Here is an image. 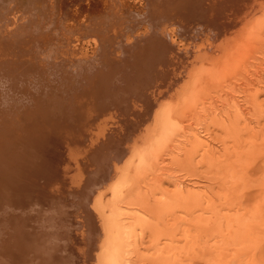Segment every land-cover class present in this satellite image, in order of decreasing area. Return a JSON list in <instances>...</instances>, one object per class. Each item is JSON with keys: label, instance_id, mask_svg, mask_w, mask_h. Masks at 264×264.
Here are the masks:
<instances>
[{"label": "rangeland", "instance_id": "obj_1", "mask_svg": "<svg viewBox=\"0 0 264 264\" xmlns=\"http://www.w3.org/2000/svg\"><path fill=\"white\" fill-rule=\"evenodd\" d=\"M108 1L0 0V46L5 49L0 56V74L2 70L8 72L14 59L25 58L21 61L24 66L18 69L20 80L12 77L16 73L12 71L10 76L0 78V128L9 126L13 134L23 139L24 121L31 117H26L27 110L40 111L38 117L43 120L36 122L39 126L46 119L58 125L50 133L55 141L50 147L53 160L48 168L34 177L26 174L21 178L29 191L26 209L29 210L28 203L31 205L28 232L34 230L31 234H35L37 242L43 237L42 246L53 251L56 259L53 264H93L95 253L100 250L95 241L100 240V227H91L84 195L97 184L98 189L105 190L117 165H122L136 147L134 153H138L126 170L133 182L123 197L114 202L110 191L105 190L100 198L105 214L111 205L127 209L126 218L136 227L120 264H264V30L248 32L247 37L243 34L251 22L240 20L236 9L243 8L246 0H216V9L221 13L216 16V23H209L213 21L210 17L202 18L204 10L200 15L189 13V31L194 36L186 29L179 31L175 13L170 18L165 15L169 22L161 27L166 34L169 30L166 40L178 49H172L173 55L178 51L181 54L175 67L169 59L158 56L153 64L156 56L146 47L144 36L149 38L154 32L151 39L158 37L154 28L162 15L157 9L162 8L159 5L164 0H117L115 4L114 0ZM152 1H157L154 4L159 7L153 6ZM162 12L168 15L171 11ZM151 23H156L155 27ZM236 27L242 33L236 35V44L231 43L236 48L259 40L245 54L235 56L234 45L218 49L220 38H215L214 33ZM158 38L165 39L163 35ZM135 46L142 51L143 63L135 65L136 75L124 76L125 68L135 61ZM187 49L189 53L196 52L195 56L199 54V61L192 63L191 58L184 57ZM156 52L160 56L163 53ZM98 58L109 63L105 66L106 60ZM200 69L205 72L203 75L198 74ZM74 71L81 79V83L77 79L75 87L69 84L75 83ZM191 72L198 75L194 79L201 84V90L190 86ZM167 101L170 102L166 105ZM162 108L163 123L158 130L155 109L159 112ZM18 128L20 132L24 130L22 135L16 132ZM66 128L70 135L64 132ZM0 212L4 216L9 210ZM44 225L49 228L45 230ZM47 234L50 240L44 237ZM107 251L110 255L113 249ZM89 253L94 255L90 257ZM106 259L111 260L108 256Z\"/></svg>", "mask_w": 264, "mask_h": 264}, {"label": "bare ground", "instance_id": "obj_2", "mask_svg": "<svg viewBox=\"0 0 264 264\" xmlns=\"http://www.w3.org/2000/svg\"><path fill=\"white\" fill-rule=\"evenodd\" d=\"M6 1V0H5ZM64 2V0H62ZM108 1V0H107ZM225 1V0H224ZM61 2V1H60ZM109 2V1H108ZM115 2H117V0H114V4ZM157 1L153 2V6L155 5L154 3H156ZM216 0H164L162 1V5H159V6H162V8H156L157 10H160L161 12H159L161 15H162V18L161 20H158L160 22H156L158 24V26L156 28H154V31H155V34L158 35V37L162 36L163 35V41L162 39H159L157 36L153 37L151 39V36L153 35V33H148L150 35L149 38H147L146 36H144V40L147 41V45L146 47L149 49H152V56L155 55L156 57H154V61L153 64H156L155 62H157L156 59L157 56L161 58V60H164V59H169L171 63H173V66L175 67V62H176V59H177V56H179L178 54H181V51H178V54H175L173 55V51H176V45L173 43V44H169L170 42H168V37L169 36V30H168V33L166 34L165 33V28L163 29L162 27H166L167 26V23L169 22V20L167 18H165V15L170 18V16L175 13L176 14V21H177V27L179 29V31H185V29L187 30V32L189 33V29L191 26L188 25V21L189 19H191V17H189L188 19V16H189V13L192 14H198L200 15V11L204 10L202 13H203V17L202 18H212L213 21H208L209 23H216L217 21V18L216 16L218 17V14H221L220 13V10L219 9H216ZM235 2V1H234ZM237 2V0H236ZM3 3V2H2ZM160 3V2H159ZM158 3V4H159ZM118 4V3H117ZM239 4V3H238ZM12 5V4H11ZM14 5V4H13ZM61 5V4H60ZM63 5V4H62ZM66 5V4H65ZM118 5H121L120 3ZM227 5V4H226ZM233 5V4H232ZM1 6V5H0ZM152 6V5H151ZM156 7H159L158 5H155ZM228 6V5H227ZM121 8V7H119ZM62 9V8H61ZM118 9V8H117ZM221 9V8H220ZM121 10V9H118V11ZM164 10H168V12H170V14H166L165 12L163 13L162 11ZM175 10V11H174ZM222 10V9H221ZM65 11V10H64ZM236 12L240 18V20H242L244 23H250L251 22V25L248 24V26L250 25V27L248 29H246L247 27H245V31L243 34H246L248 32L250 33H256V32H263L264 30V0H246V3L243 4V8H241L240 10H237L236 9ZM110 13V12H109ZM122 14V12H121ZM236 14V15H237ZM134 15V14H133ZM146 15V14H145ZM102 16V15H101ZM111 16V14H110ZM120 16V15H119ZM123 16V15H122ZM178 16V17H177ZM202 16V15H201ZM200 16V17H201ZM107 17V15H106ZM106 17L104 19H106ZM112 17V16H111ZM132 17V16H131ZM139 17V16H138ZM135 18V20H137V18ZM142 17V16H141ZM199 17V18H200ZM221 17V16H220ZM90 18V17H89ZM103 18V17H102ZM110 18V17H108ZM114 18V17H113ZM121 18V17H120ZM119 18V19H120ZM144 18V17H143ZM166 20H165V19ZM178 18V19H177ZM234 18V17H233ZM232 18V19H233ZM122 19V18H121ZM128 19H131V18H128ZM146 19V18H145ZM144 19V21H145ZM182 19V21H180ZM194 19V18H193ZM220 19V18H219ZM94 20V19H93ZM109 20H112L113 19H109ZM115 20V19H114ZM127 20V19H126ZM143 20V19H142ZM152 20V19H151ZM186 22H184V21ZM234 20V19H233ZM237 20V19H236ZM91 21V20H90ZM95 21H98L99 20H95ZM94 21V22H95ZM102 21V20H101ZM122 21V20H121ZM238 21V20H237ZM3 22V21H2ZM89 22V21H88ZM87 22V23H88ZM110 22V21H109ZM115 22V21H114ZM140 22V21H139ZM153 22V21H152ZM166 22V23H165ZM175 22V21H173ZM182 22V23H181ZM207 22V23H208ZM242 22V23H243ZM123 23V22H122ZM156 23H151L152 27H155ZM161 24H165V25H160ZM206 23V22H205ZM3 24V23H1ZM82 24V23H81ZM89 24V23H88ZM91 24V23H90ZM106 23H104L105 25ZM111 24V23H109ZM184 24V26H182ZM229 24V23H227ZM233 24V23H232ZM83 25V24H82ZM93 25V28L95 27L94 25L95 24H92ZM101 25V24H100ZM116 25V24H114ZM204 25V24H203ZM2 26V25H1ZM31 26V25H30ZM91 26V25H89ZM98 26V24H97ZM96 26V28H97ZM111 26V25H110ZM162 26V27H161ZM196 26V25H195ZM254 26V27H253ZM87 27V26H86ZM92 27V26H91ZM103 27V26H102ZM105 29H106V26H104ZM109 27V25H108ZM200 27V26H198ZM218 27V26H217ZM84 28V26H83ZM90 28V27H89ZM91 28V29H93ZM110 28V27H109ZM149 28H151L149 26ZM162 28V29H161ZM194 28V27H193ZM192 28V30H193ZM197 28V27H196ZM202 28V25L201 27ZM221 28V27H220ZM26 29V28H25ZM102 29V28H101ZM116 29V28H115ZM161 29V30H160ZM198 29V28H197ZM211 29V28H210ZM239 29L238 27H236V30H231L229 31V29H224V31L221 32L220 31H216V29L214 28L213 31H216L214 33V35H216L215 38H220V41L218 42L217 46L218 49L222 50L223 48H232V46L234 44H236L237 40L236 39V35L240 34V30H237ZM252 29V31H250ZM86 30V29H85ZM100 30V29H99ZM98 30V31H99ZM111 30V29H110ZM88 31V30H87ZM101 31V30H100ZM99 31V32H100ZM106 31V30H105ZM195 31V30H194ZM212 31V30H211ZM20 32V31H18ZM26 32V31H25ZM29 32V31H28ZM84 32V30H83ZM92 32V31H91ZM193 32V31H192ZM1 33V32H0ZM94 33V32H92ZM104 33V32H103ZM88 34V33H87ZM90 34V33H89ZM100 34V33H99ZM98 33L94 36H100ZM147 34V33H146ZM192 33L190 32L189 35H191ZM212 35V33H210ZM242 34V33H241ZM240 34V35H241ZM20 35V34H19ZM28 35V34H27ZM197 35V34H196ZM23 36H25L23 34ZM191 36H194V35H191ZM201 36V35H200ZM213 36V35H212ZM247 37V34L245 35ZM106 37V36H105ZM185 37V36H184ZM197 37V36H196ZM240 37V36H239ZM98 38V37H97ZM101 38V37H100ZM158 38V39H157ZM238 38V37H237ZM193 39V38H192ZM242 39H243V36L241 38V42H242ZM249 39V38H247ZM27 42H28V38H26ZM255 40H259L258 38L252 40L251 42H244V43H241L239 46H237V48L235 47L236 45H234V49H237L235 50L233 53H235V56H236V53H244L246 49H248L250 47L251 44H254ZM100 41V40H99ZM143 41V40H142ZM145 41V43H146ZM157 41V42H156ZM224 41V43L222 42ZM247 41V40H246ZM26 42V41H25ZM108 42V41H107ZM134 42V41H133ZM232 42H235L234 44L231 45ZM102 43V42H100ZM172 43V42H171ZM193 43V41H192ZM197 43V42H195ZM220 43V44H219ZM28 44V43H27ZM210 43H208L209 45ZM239 44V43H238ZM30 45V44H29ZM106 45V44H105ZM115 45V44H114ZM117 45V44H116ZM143 45V44H142ZM202 45V44H201ZM206 45V44H205ZM25 46V45H24ZM100 46V45H99ZM118 46V45H117ZM138 46V45H137ZM137 46L136 47V50H137ZM194 46V44H193ZM216 46V47H217ZM8 47V46H7ZM30 47V46H29ZM103 47V46H102ZM143 47V46H142ZM204 47V46H203ZM211 47V46H210ZM118 48V47H117ZM139 48V46H138ZM141 48V47H140ZM176 48V49H175ZM195 48V47H194ZM194 48L192 50H194ZM104 49V48H103ZM173 49V51H172ZM191 49V48H190ZM190 49L188 50H185L184 51V57H189L191 58L190 60H192V63H196L195 61L198 60V55L199 54H196V56L194 55L196 52H192V53H189L188 51H190ZM233 49V50H234ZM3 50H5L3 48V46H0V56L3 54ZM135 50V51H136ZM139 50V51H138ZM135 53V58L134 60L135 61H132V63H130L129 65H131L130 67H126L125 70L127 72H125L124 76L126 75H136L138 70L136 68L137 65H140L141 63H143V61H140V59H142L141 57H144L142 56V51L141 49H138ZM147 50V49H145ZM163 51V53H161V56L159 55V52L157 53L156 51ZM171 50V53L172 54H169ZM178 50V49H177ZM204 50V48H203ZM219 50V52H220ZM29 51V50H28ZM101 51V49H100ZM103 51V50H102ZM24 52V51H23ZM191 52V51H190ZM13 53V52H12ZM31 53V52H30ZM37 53V52H36ZM124 53V52H123ZM127 53V52H126ZM125 53V54H126ZM198 53V52H197ZM229 53V52H228ZM9 54V53H8ZM11 54V53H10ZM98 54V53H97ZM102 54V53H101ZM106 54V53H105ZM137 54H140L141 56H138ZM145 54V53H144ZM191 54V55H190ZM195 57H193V55ZM245 54V53H244ZM4 55V54H3ZM19 55V54H18ZM24 55V54H23ZM100 55V54H99ZM111 55V53H110ZM128 55V54H127ZM146 55V54H145ZM215 55V54H214ZM213 55V57H214ZM230 55V53H229ZM34 56V55H33ZM96 56V55H95ZM124 56V55H123ZM243 56V55H242ZM16 57H18L16 55ZM31 57V56H30ZM99 57V56H98ZM103 57V56H102ZM105 57V56H104ZM103 57V58H104ZM130 57V56H129ZM203 57V56H202ZM238 57V56H237ZM47 58V56H46ZM101 58V57H100ZM100 58H98L100 60ZM153 58V57H152ZM151 58V59H152ZM188 58V59H189ZM218 58V57H217ZM1 59V58H0ZM5 59V58H4ZM2 59V60H4ZM22 59V60H21ZM97 59V60H98ZM113 59V58H112ZM111 59V61H112ZM125 59V58H124ZM123 59V60H124ZM150 59V60H151ZM187 59V64L189 63ZM25 58L22 56L20 58H16L14 59L13 61L14 64L11 63V68L10 69H6V71L8 72H5V73H2L0 74V78L2 77H6V76H10L8 73L9 72H16L14 74V76H12L13 78L15 79H19L20 77V72H19V68H22L24 66V63H21V61H24ZM106 59H103V61H105ZM128 60V59H126ZM186 60V59H185ZM195 60V61H194ZM1 61V60H0ZM7 61V60H6ZM102 61V60H100ZM102 61V62H103ZM147 61V60H146ZM144 61L145 63H147L146 65L148 66V61L146 62ZM166 61V60H165ZM179 61V60H178ZM180 61H184L183 58H181ZM199 61V60H198ZM8 62H12V60L8 59ZM98 62V61H97ZM128 62V61H127ZM166 62H169V61H166ZM169 62V63H170ZM185 62V61H184ZM182 62V63H184ZM201 62V61H200ZM231 62V61H230ZM7 63V62H6ZM37 63V62H36ZM80 63V62H79ZM109 63V61L106 60V64L104 63L105 66H107V64ZM140 63V64H139ZM151 63V62H150ZM159 63V61H158ZM161 61H160V65H161ZM170 63V64H171ZM178 63V62H177ZM191 63V64H192ZM8 64V63H7ZM167 64V63H166ZM2 65V64H1ZM22 65V66H20ZM31 65V64H30ZM33 65V64H32ZM51 65V64H50ZM79 65V64H78ZM92 65V64H91ZM94 65V64H93ZM134 65V66H133ZM136 65V66H135ZM169 65V64H168ZM172 65V64H171ZM170 65V66H171ZM181 65V64H180ZM202 65V64H201ZM56 66V65H55ZM81 66V65H80ZM132 66L134 67V69H132ZM3 67V66H2ZM9 67V66H7ZM85 67V66H84ZM93 67V66H92ZM95 67V66H94ZM99 67L101 66H98L97 68L99 69ZM104 67V66H103ZM173 67V69H174ZM187 67V66H186ZM25 68V67H24ZM47 68V67H46ZM128 68V69H127ZM164 67L161 68V70L163 69ZM169 68V67H168ZM199 68H201L200 66L195 70L197 71ZM28 71H29V67L27 68ZM85 69V68H84ZM91 70H93L92 68H90ZM97 69V70H98ZM171 70V68H169ZM168 69V70H169ZM186 69V68H185ZM207 69V68H206ZM79 70V69H78ZM86 70V69H85ZM159 70H160V67H159ZM166 71V69H164ZM163 70V71H164ZM167 70V72H168ZM187 70V69H186ZM205 70V69H204ZM23 71V70H22ZM21 71V72H22ZM76 71V70H75ZM74 71V74L75 76H77L76 78L74 76L73 79L75 81V83L73 82H69L70 85H73L74 87L77 86V82L80 80V83H81V79H79L77 72L75 73ZM102 71V70H101ZM106 70H104L105 72ZM188 71V70H187ZM194 71V70H193ZM203 70L200 69L198 71V74L200 75H203L202 73H205V72H202ZM219 71V70H218ZM60 72V71H59ZM81 72V71H80ZM85 72V71H84ZM83 72V74H84ZM121 72H123V70H121ZM130 72V73H129ZM166 72V74H167ZM64 73V71L62 72ZM86 73V72H85ZM113 73V72H112ZM111 73V74H112ZM141 73V72H140ZM186 73V72H185ZM192 73V72H191ZM177 74V72H176ZM101 75V74H100ZM107 75V74H106ZM181 75V74H180ZM50 76V75H49ZM57 76V75H56ZM198 75L195 74V72L192 73V76H190V78L193 79L190 80L191 82V85L190 86H194L195 85V89H200V85L199 83H196V79H194V77H196ZM59 77V76H58ZM63 77V76H62ZM65 77V76H64ZM161 77V76H160ZM177 77V76H175ZM174 77V78H175ZM42 78V77H41ZM84 79V77H82ZM168 78V77H167ZM185 78V77H184ZM197 78V77H196ZM8 79V78H7ZM77 79H79L77 81ZM108 79V77H107ZM46 80V79H44ZM88 80V79H87ZM165 80V79H164ZM163 80V81H164ZM184 80V79H183ZM188 80V79H187ZM5 80H2V83L4 82ZM14 81V80H12ZM60 81V80H59ZM186 80H184L185 82ZM189 81V80H188ZM10 82V80H9ZM86 82V81H84ZM100 82V81H99ZM183 82V81H182ZM193 82V83H192ZM198 82V81H197ZM6 83V82H5ZM57 83V82H56ZM68 83V82H67ZM97 83V82H96ZM101 83V82H100ZM178 83V81H177ZM187 83V82H186ZM95 84V83H94ZM189 84V83H188ZM98 85V84H97ZM101 85V84H100ZM106 85V84H104ZM167 85V84H166ZM9 86V85H8ZM40 86V85H39ZM56 86V85H55ZM54 86V87H55ZM180 86V85H179ZM182 86V85H181ZM185 86V87H184ZM184 88H187L186 84H184ZM3 87V86H2ZM7 87V85H6ZM98 87H100L98 85ZM191 87V88H192ZM13 88V87H12ZM37 88V87H36ZM63 88V87H62ZM104 88V87H103ZM174 88V87H173ZM10 89V88H9ZM51 89V88H50ZM49 89V90H50ZM54 89V88H53ZM111 89V87H110ZM109 89V90H110ZM176 89V87H175ZM58 90V89H57ZM182 90V89H181ZM48 91V90H47ZM46 91V92H47ZM175 91V90H174ZM184 91V90H182ZM186 91V90H185ZM188 91V90H187ZM186 91V92H187ZM11 92V91H10ZM71 92V91H70ZM101 92V91H100ZM177 92V91H176ZM199 92V91H198ZM185 93V92H184ZM183 93V94H184ZM99 94V93H98ZM106 94V91H103L102 92V95H105ZM178 94V92H177ZM189 94V93H188ZM6 95V94H5ZM47 95V94H46ZM55 95V94H54ZM174 95V94H173ZM172 95V96H173ZM181 94H179V98L181 99L180 97ZM194 94H192L193 96ZM9 96V95H8ZM26 96V95H25ZM13 97V96H12ZM151 97V96H150ZM198 97V96H196ZM5 98V97H4ZM9 98V97H8ZM11 99V98H10ZM37 99V98H35ZM179 99V100H180ZM194 99V98H192ZM192 99L190 100V102H192ZM2 100V99H1ZM72 100V99H71ZM76 100V99H75ZM178 100V99H177ZM184 100V99H183ZM188 100V99H187ZM6 101V100H5ZM14 101V100H13ZM11 101V102H13ZM21 101V100H20ZM164 101V100H163ZM32 102V101H31ZM57 102V101H56ZM168 102L170 101H167L166 102V105L168 104ZM178 102V101H177ZM9 103V102H7ZM5 104V103H4ZM171 105V103H169ZM178 104V103H176ZM1 106V105H0ZM10 106V105H9ZM14 106V104H13ZM163 107V105H160ZM33 107V106H32ZM103 107V105H102ZM171 107V106H170ZM167 106V108H170ZM3 108V107H2ZM38 108V107H36ZM35 108V109H36ZM41 108V106L39 107ZM158 108V107H157ZM166 108V106H165ZM43 109V108H42ZM41 109V110H42ZM164 108L160 109L159 112H156L157 110L155 109V117L156 118V125H158V130H160V128L162 127V119L164 117ZM44 110V109H43ZM42 110V111H43ZM34 111V110H33ZM30 112L29 110L26 111L25 115L26 117L27 116H31V117H28L26 118V121H24L25 123V126H26V136L23 138V139H20L16 136V134H13V132L10 130L12 129L11 127L9 128V126L7 128H0V209H2L3 211H6V210H9V213L8 214H4V216H0V264H49V262L51 261L52 264L54 261H56V259H54V255L51 253L53 251H49L47 250L46 247L42 246V239L43 237L41 236V242H37V239H36V236H32L31 232H34L31 231L30 233L28 232L29 230V226H27V213L28 211L30 210V207L31 205L29 206V203H28V207H29V210L26 209V197H28V187L25 186L26 184V181L24 179H21L22 177H26L27 175L29 174H32L33 177L34 175L38 174V172L40 170H44V169H47L49 164H50V161H52V157H51V154L49 153L50 151V147L51 145L54 144V141H55V138L51 136L50 133H53L55 132L57 129H58V125H55V122H52L51 119H46L44 120V124L39 126V124L36 122H40L39 120H41V118L38 117V114H40V111L39 110H36L34 112ZM67 112V110L65 111ZM53 113V112H52ZM154 113V114H155ZM238 113V112H237ZM24 114V112H23ZM3 115V114H2ZM15 115V114H14ZM21 115V114H20ZM42 115V114H41ZM55 115V114H54ZM152 117L154 116L153 114H151ZM37 116V117H36ZM45 116V115H44ZM15 117V116H14ZM21 117V116H20ZM25 117V116H24ZM50 117V116H49ZM48 117V118H49ZM72 117V116H71ZM79 117V116H78ZM146 117V116H145ZM151 117V118H152ZM2 118V117H1ZM42 118H45V117H42ZM120 118V117H119ZM150 118V119H151ZM17 119V118H16ZM23 119V118H22ZM74 119V118H73ZM149 119V120H150ZM2 120V119H1ZM21 120V118H20ZM43 120V119H42ZM41 120V122H42ZM17 121V120H16ZM152 121V119H151ZM150 121V122H151ZM154 122V121H153ZM162 122V123H161ZM5 123V122H4ZM3 123V124H4ZM75 123V122H74ZM2 124V123H1ZM58 124V123H57ZM79 124V123H78ZM11 125V124H10ZM152 125V123H151ZM150 125V126H151ZM155 125V127H156ZM2 127V125H0ZM24 126V125H23ZM21 127V125H20ZM19 127V128H20ZM18 128L17 131L20 132V129ZM154 128V126H153ZM14 129V128H13ZM156 130V129H155ZM154 130V131H155ZM59 131H61V127L59 128ZM12 134H11V133ZM21 132L24 133V130ZM20 132V135H22ZM64 132L67 133V134H71L69 133L70 131H68V129H64ZM153 132V131H152ZM18 133V132H17ZM19 134V133H18ZM151 134V132H150ZM155 133H153L154 135ZM24 136V135H23ZM150 135H148L149 137ZM155 136V135H154ZM22 138V137H21ZM155 137L151 138V142L153 141ZM150 141V140H149ZM139 142V141H138ZM97 144V143H96ZM146 145V143H145ZM94 145H92V148H93ZM147 146V145H146ZM66 148H68L67 146H65ZM135 147V146H134ZM85 148V147H84ZM91 148V149H92ZM147 148V147H146ZM91 149L89 150V152L91 151ZM142 149V148H141ZM66 150V149H65ZM86 150V148L84 149ZM130 150V149H129ZM135 150H136V147H135ZM135 150H133L130 154V156L125 159V161L123 162L122 165H117L114 173L110 176V178L108 179L107 183H106V187H104L105 190H109L110 193H111V196H112V200L114 202H117L120 198L123 197V195L125 194V191L126 189L129 187L130 183L133 182L132 179L130 177H128L126 175V170H128L130 168V164H131V161H132V158L135 157L134 154L137 155V153H134ZM138 150V149H137ZM144 150V149H143ZM140 153H141V150H139ZM143 153V152H142ZM126 153L124 152L123 155H125ZM142 155V154H141ZM66 156V155H65ZM95 156V155H94ZM128 156V155H127ZM96 157V156H95ZM59 162V161H58ZM121 164V163H119ZM56 165V164H55ZM62 167V166H60ZM114 167V166H113ZM114 169V168H113ZM62 171V170H61ZM45 173V172H44ZM70 173V172H69ZM27 174V175H26ZM61 175V174H60ZM41 176V175H40ZM18 177L20 178L18 181ZM36 177V176H35ZM68 177V176H66ZM29 178V177H28ZM31 178V177H30ZM43 179V178H42ZM46 179V178H45ZM39 180V178H38ZM38 180H36L37 182L35 183H38ZM47 180V179H46ZM49 180V179H48ZM100 180V179H99ZM44 181V180H43ZM43 183V182H42ZM51 183V182H49ZM98 185V184H97ZM97 185H95L94 189L91 191V190H87V193L84 195V201H85V206H86V211H87V219L88 221L91 222V227L92 225L96 227H100V235L99 233H97V237L98 239L101 240V243H100V240H95L98 247L100 248V250L98 252L95 253V258H90V259H93V264H120V257L121 255L125 252V247L129 245V241L132 239L134 233H135V225L130 223L128 221V219L126 218V214L124 211H126L127 209H120L119 207H113L112 205L109 207V210L108 212L105 214L104 213V208L101 206L100 204V198L102 196V194H104L103 189H98L97 188ZM80 187V186H79ZM34 192V191H33ZM30 193H32L30 191ZM90 193L89 195L91 196H88L87 194ZM41 196V195H39ZM40 198V197H39ZM41 200V199H40ZM43 201V200H42ZM44 204V203H43ZM34 205V204H33ZM53 208V207H52ZM6 209V210H5ZM130 210V209H129ZM132 211L136 212L137 209H131ZM1 213V212H0ZM38 213V212H36ZM75 213V212H74ZM2 214V213H1ZM42 214V213H41ZM79 216V215H78ZM82 217V216H80ZM30 218V217H28ZM38 218V217H37ZM83 218V217H82ZM54 219V218H53ZM77 219V218H76ZM38 221V220H37ZM98 221V222H97ZM49 222V221H48ZM86 222V221H85ZM30 223V222H29ZM82 223V222H81ZM84 223V222H83ZM82 223V224H83ZM51 224V222H50ZM49 224V225H50ZM87 224H89L87 222ZM39 225V224H38ZM52 225V224H51ZM56 225V224H55ZM40 226V225H39ZM54 226V224H53ZM82 226V225H80ZM28 227V229H27ZM31 227V226H30ZM36 227V226H34ZM45 227V225H44ZM86 227V226H85ZM49 227H45V230L48 229ZM87 229V228H86ZM4 230V231H3ZM95 230V228H94ZM41 231V230H40ZM39 231V232H40ZM50 231V230H49ZM88 231V230H86ZM78 232V231H76ZM62 233V232H61ZM45 234V233H44ZM52 234V233H50ZM50 234H47L46 236H44L47 240H50ZM95 235V233H93ZM77 235V234H76ZM79 235V234H78ZM89 235V234H88ZM78 237V236H77ZM80 237V235H79ZM96 238V236H94ZM40 239V238H39ZM94 240V239H93ZM36 241V242H35ZM44 241V240H43ZM74 242V241H73ZM50 248V247H49ZM92 248H94V245L92 246ZM108 249H113V251H111L112 253L110 255H108ZM96 250V249H95ZM98 250V249H97ZM96 250V251H97ZM77 252V251H76ZM79 253V252H78ZM91 253H92V250H91ZM69 254V253H68ZM90 254V253H89ZM80 255V254H79ZM91 255H94L93 254H90V257ZM81 256V255H80ZM108 257L111 258V260L107 261L108 259H106ZM86 260V258H85ZM89 260V259H88ZM47 262V263H46ZM83 263V261H81ZM84 264V263H83Z\"/></svg>", "mask_w": 264, "mask_h": 264}]
</instances>
